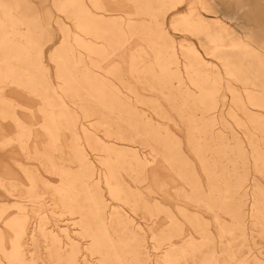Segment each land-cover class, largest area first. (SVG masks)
<instances>
[{
    "label": "rangeland",
    "instance_id": "374dc122",
    "mask_svg": "<svg viewBox=\"0 0 264 264\" xmlns=\"http://www.w3.org/2000/svg\"><path fill=\"white\" fill-rule=\"evenodd\" d=\"M0 264H264V0H0Z\"/></svg>",
    "mask_w": 264,
    "mask_h": 264
},
{
    "label": "bare ground",
    "instance_id": "6f19581e",
    "mask_svg": "<svg viewBox=\"0 0 264 264\" xmlns=\"http://www.w3.org/2000/svg\"><path fill=\"white\" fill-rule=\"evenodd\" d=\"M251 1V0H250ZM206 3V2H205ZM208 6V5H207ZM200 21V20H199ZM211 23V22H210ZM211 27V26H210ZM221 57V56H220Z\"/></svg>",
    "mask_w": 264,
    "mask_h": 264
}]
</instances>
